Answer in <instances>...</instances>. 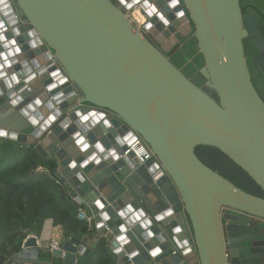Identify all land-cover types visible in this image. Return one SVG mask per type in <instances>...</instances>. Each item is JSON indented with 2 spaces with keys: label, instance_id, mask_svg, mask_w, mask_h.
<instances>
[{
  "label": "water",
  "instance_id": "obj_1",
  "mask_svg": "<svg viewBox=\"0 0 264 264\" xmlns=\"http://www.w3.org/2000/svg\"><path fill=\"white\" fill-rule=\"evenodd\" d=\"M135 7L146 33L125 14ZM260 18L241 0H8L0 5V110L11 120L0 138L35 144L56 162L70 197L111 229L116 264H264V197L196 152L219 149L264 191V98L244 45L249 36L264 74ZM12 39L22 49L15 55ZM93 111L99 121L81 120ZM138 135L156 156L144 164L123 155L125 137ZM38 239L27 233L22 248ZM80 245L74 236L44 249L77 264L90 251Z\"/></svg>",
  "mask_w": 264,
  "mask_h": 264
},
{
  "label": "trees",
  "instance_id": "obj_2",
  "mask_svg": "<svg viewBox=\"0 0 264 264\" xmlns=\"http://www.w3.org/2000/svg\"><path fill=\"white\" fill-rule=\"evenodd\" d=\"M261 1L256 4L255 0H241V5L243 11L261 14L264 31V0ZM244 43L247 54L253 55L251 39ZM196 152L207 165L245 191L264 197V191L251 176L219 149L199 146ZM56 167L53 159L39 154L35 144L0 138V264L22 249L27 233H41L47 219L62 229L65 239L75 236L87 244L90 223L79 215L81 204L55 178ZM89 250L77 264H116L107 237L100 236Z\"/></svg>",
  "mask_w": 264,
  "mask_h": 264
},
{
  "label": "crops",
  "instance_id": "obj_3",
  "mask_svg": "<svg viewBox=\"0 0 264 264\" xmlns=\"http://www.w3.org/2000/svg\"><path fill=\"white\" fill-rule=\"evenodd\" d=\"M4 102L3 98H0V105ZM11 120V116L7 115L6 109L0 110V127L3 128H9L10 125L9 122ZM11 140V139H10ZM15 141V140H13ZM85 214L89 216H93L91 210L88 207L82 206ZM84 213H79V215L84 218ZM90 223L91 228V236L87 239V244L81 243V245L86 246L87 248L92 247L95 242L98 240L100 236H104V233L106 230H101L99 226H97V223L94 220V217ZM51 231L52 237L56 239H61L62 241L65 240L64 233L61 228L54 226L52 219H47L44 222L43 229L41 233H36L39 236L42 234V232ZM111 230V229H110ZM34 233V232H31ZM106 237V236H105ZM108 238V237H107ZM114 238V235L111 234V237L108 238L109 241ZM84 255H78L77 262L82 260ZM12 259L22 261L26 264H64L62 260L55 258L51 252L46 251L44 247H37V248H27V249H21L19 252L12 255ZM116 260V259H115Z\"/></svg>",
  "mask_w": 264,
  "mask_h": 264
},
{
  "label": "built area",
  "instance_id": "obj_4",
  "mask_svg": "<svg viewBox=\"0 0 264 264\" xmlns=\"http://www.w3.org/2000/svg\"><path fill=\"white\" fill-rule=\"evenodd\" d=\"M136 8H133L131 10H127L125 12L127 18L129 19L130 22H132V24L134 26H136L137 28H139L141 31H143L144 33H146V29L144 28V24L141 23V18L137 16L136 14ZM129 154H133V156L138 160L139 164H144L150 160H152L153 158H155V154L152 151V149L150 148V146L147 144V142L141 137V136H137V138L128 145L127 150L124 152V156H128ZM39 171L43 172V171H47L46 169L43 168H39ZM60 182V181H59ZM78 212L84 213L85 211L83 209V207L80 205ZM84 218L88 221L91 222L93 219V216H89L86 215L84 216ZM111 230L110 228H106V231L104 233V236L110 238L111 237ZM41 236H39L38 239V245L39 247H50L51 250L53 249H61L62 248V243L63 241L61 239H56L54 237H52L51 235V231H46V232H42V234H40ZM80 246H84V245H80ZM194 247V242L192 241L191 244L189 245V248H193ZM174 253H176V251H174ZM1 264H26L22 261H18V260H14L11 258L1 262ZM195 264H200L199 261H197Z\"/></svg>",
  "mask_w": 264,
  "mask_h": 264
},
{
  "label": "clouds",
  "instance_id": "obj_5",
  "mask_svg": "<svg viewBox=\"0 0 264 264\" xmlns=\"http://www.w3.org/2000/svg\"><path fill=\"white\" fill-rule=\"evenodd\" d=\"M0 5H4L5 7H8V0H0ZM129 7H131V5H129ZM148 11H149V13L155 12V7L152 6L151 8L148 9ZM161 18L162 19H165L163 16H161ZM166 23H167V21H166ZM146 27L150 28L151 27V24H147ZM17 34H19V33H17ZM7 43H8L9 49L13 52V55H15V53H17V52L22 51V49L19 46H17L15 49H12V46L13 45H17V40L12 39L11 41H8ZM4 59L7 61L8 60L7 56H5ZM12 79L13 80H16L17 79L16 76H15V74H13ZM17 82H18V80H17ZM56 86L57 85L55 83H53V84L50 85V88H55ZM13 103H16V101L13 100ZM36 103L39 104L40 101L37 100ZM90 116L94 118V121H99L102 118L101 115H98L95 111H93V112L89 113L88 115L81 116V120L87 121L90 118ZM54 118L55 117H52V119H54ZM105 123H107V121H105ZM0 135L7 136L8 133L7 132H0ZM12 139H15V134L14 133L12 134ZM125 139L128 141V143H132V139L131 138H129V137L126 136ZM77 143L78 144H82L83 148H85V149L88 147V145L83 142V139L77 140ZM96 147L97 148H100V150L103 151V148L99 144H97ZM93 158H95V157H93ZM101 207H103V205H101ZM167 214H170V213H167ZM122 215H124V213H122ZM105 216H107V214H105ZM175 231L176 232H180L181 229L180 228H176ZM119 239L120 240H124V237L121 236V237H119ZM177 243L180 244V246L183 248L186 245H188L189 242H188V240H184L181 243V241L177 240ZM116 251L118 252V251H120V249H117ZM160 251H161L160 248H156L155 251L152 252V255L153 256H156ZM188 251H191V248H188Z\"/></svg>",
  "mask_w": 264,
  "mask_h": 264
},
{
  "label": "flooded vegetation",
  "instance_id": "obj_6",
  "mask_svg": "<svg viewBox=\"0 0 264 264\" xmlns=\"http://www.w3.org/2000/svg\"><path fill=\"white\" fill-rule=\"evenodd\" d=\"M243 9V8H242ZM244 12H247V13H251L250 10H245ZM258 25H259V28L261 29L263 35H264V31L261 27V19H259L257 21ZM247 39H251L249 36L247 38L244 39V42L245 40ZM252 41V40H251ZM245 45V43H244ZM245 50H246V47H245ZM247 53V51H246ZM256 53V52H255ZM254 55V54H253ZM253 55H249L247 54V57H248V63H249V68L251 70V74H252V78H253V81L255 83V86L256 88L258 89L259 93L261 94L262 96V93H264V74L262 73V71L260 70V68L258 67V64L255 62L254 60V57ZM179 63V66H181V62H178ZM263 97V96H262ZM264 98V97H263Z\"/></svg>",
  "mask_w": 264,
  "mask_h": 264
},
{
  "label": "bare ground",
  "instance_id": "obj_7",
  "mask_svg": "<svg viewBox=\"0 0 264 264\" xmlns=\"http://www.w3.org/2000/svg\"><path fill=\"white\" fill-rule=\"evenodd\" d=\"M175 12H177L176 9H175ZM177 15H178V12H177ZM181 24H182V27H183V28L187 25V24H186V21H183V20H182V23H181ZM165 42H167V45L170 44V40H166Z\"/></svg>",
  "mask_w": 264,
  "mask_h": 264
},
{
  "label": "rangeland",
  "instance_id": "obj_8",
  "mask_svg": "<svg viewBox=\"0 0 264 264\" xmlns=\"http://www.w3.org/2000/svg\"><path fill=\"white\" fill-rule=\"evenodd\" d=\"M256 1V4H260L261 2H263V1H261V0H255ZM262 6H263V4H261ZM253 52H255V49H254V47H253ZM262 93V96L264 97V93L263 92H261Z\"/></svg>",
  "mask_w": 264,
  "mask_h": 264
}]
</instances>
